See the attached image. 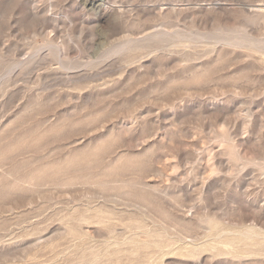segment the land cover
Instances as JSON below:
<instances>
[{
  "label": "rangeland",
  "instance_id": "rangeland-1",
  "mask_svg": "<svg viewBox=\"0 0 264 264\" xmlns=\"http://www.w3.org/2000/svg\"><path fill=\"white\" fill-rule=\"evenodd\" d=\"M263 49L264 0H0V264H264Z\"/></svg>",
  "mask_w": 264,
  "mask_h": 264
},
{
  "label": "bare ground",
  "instance_id": "bare-ground-1",
  "mask_svg": "<svg viewBox=\"0 0 264 264\" xmlns=\"http://www.w3.org/2000/svg\"><path fill=\"white\" fill-rule=\"evenodd\" d=\"M108 16V15H107ZM104 21H106V20H104ZM183 36V35H182ZM184 38V37H183ZM175 39V38H174ZM185 39V38H184ZM184 39H182V40H184ZM181 40V41H182ZM176 45V44H175ZM174 46V45H173ZM159 47V46H158ZM175 47H177V46H175ZM256 47V46H255ZM264 50V49H263ZM144 52V51H143ZM251 52V51H250ZM216 53V52H215ZM251 258V257H250Z\"/></svg>",
  "mask_w": 264,
  "mask_h": 264
}]
</instances>
